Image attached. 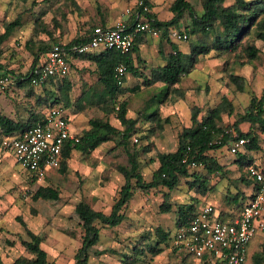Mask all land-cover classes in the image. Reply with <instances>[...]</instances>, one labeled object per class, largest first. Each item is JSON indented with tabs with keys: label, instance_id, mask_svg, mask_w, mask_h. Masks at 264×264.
<instances>
[{
	"label": "rangeland",
	"instance_id": "rangeland-1",
	"mask_svg": "<svg viewBox=\"0 0 264 264\" xmlns=\"http://www.w3.org/2000/svg\"><path fill=\"white\" fill-rule=\"evenodd\" d=\"M152 1L156 5L153 11L157 13V16L161 9L158 18L169 20L170 8L175 0H166L167 4L163 3L165 0ZM189 1L194 11L201 14L204 8L203 0ZM123 2L127 5L120 9ZM135 2L136 0H99L101 10H105L108 17L118 15L116 23L123 20L128 23L131 16L126 14V10L134 7ZM230 2L235 3L236 0H230ZM69 7V0L53 2L50 0H0V35L6 32L9 24L16 20L20 21L10 37L0 45V71L5 72L10 81L14 80L6 89H0V94H5L0 101V114L27 121L34 113L41 115L48 106V102L38 101L40 98L36 101L33 98L29 100L28 94L33 93L41 97L45 91L32 90L30 86L24 89L18 77L19 74H26L29 71L40 49L47 43L52 44L55 40L43 27L48 24L47 28L51 32L55 31L56 35L62 34V37L75 28L70 26L72 13ZM43 10L47 13L39 19ZM191 23L192 17L187 12L180 29L186 30L185 26ZM217 30L220 32L221 28L218 26ZM213 36L214 34L209 38L213 40ZM253 36V39L257 38L255 34ZM140 37L143 41L146 37L151 43L158 44V40L153 39L151 35ZM62 41L69 42L65 39ZM169 42L171 43L170 40ZM193 42L194 39L184 42L181 50H186ZM258 45L261 48L260 55L257 60L251 62H248L242 48L231 53L220 54L212 51L210 54L201 55L195 69L183 77V82L177 84L180 91L168 92L161 101L162 96L159 101L147 107L148 109L144 107L152 95L158 93L155 92L157 87L152 86L145 91L133 94L126 91L120 96V99H127L129 102V116L139 120L137 126L139 131L131 138V144L134 143L135 146L130 144V147L141 149L143 146L154 143V148L150 152L140 154L143 161L142 172L147 180H151L152 172L160 164L157 153L177 148L179 133L183 127L192 124L191 113L194 106H199L201 115H204L227 97L234 106V113L230 114L229 110L224 111L220 123L228 130L235 129L237 113L244 112L253 95H261L264 88V43L258 42ZM144 48H146L145 45L142 46L140 54L149 59L146 56L149 53ZM73 71L72 68L68 77ZM76 72L77 69L74 74L82 75V70ZM146 73L149 74L150 71H142V74ZM231 74L243 75L247 78L244 90H240L238 84L230 78ZM131 77L133 74L127 71L126 85L133 83ZM142 79H145L144 75ZM143 83L144 80L141 82L142 86ZM53 99L51 98L50 101ZM93 101L95 102L86 109L88 110L86 117H106L97 99ZM157 108L164 119V127L155 134L153 131L155 122L151 118H146V112L151 113ZM68 111L73 117L72 111L70 109ZM109 118L120 125L121 122L116 118L115 111L111 112ZM77 126L74 119L73 128ZM250 128L249 122L241 125L244 131ZM258 131L262 138L261 142H264V133L261 130ZM3 136L0 127V264H15L14 262L20 256H32L23 242V239L28 240L30 236L22 219L30 229L42 236L44 240L42 247L48 252L51 264L73 263L77 249L82 246L84 235L75 208L83 200L90 202L95 209L106 213L111 211L119 190L125 182L119 167L131 166L128 152L114 139L101 144L88 155H83L80 151L74 152L69 159L67 171L56 169L44 180H34L31 173L3 148ZM229 143L224 147L230 152ZM153 159L156 160L153 161ZM40 185L58 188L60 198L34 199L33 193ZM165 191H168L166 187H156L150 191L136 189L132 202L125 208L126 218L123 222L117 226L98 223L101 229V241L91 248L89 264H124L126 259L128 260L124 257L125 254L131 255V258L137 257V261L133 264H195L190 258L184 260L182 254L177 255L165 244H161L163 252L151 251L150 247L153 244L156 245L158 240V228L174 231L178 207L197 196L183 177L181 183L170 192L171 210L163 212ZM226 193V180L219 181L210 192L209 200L219 206L228 207ZM197 203L205 204L203 200ZM141 249L143 251L138 253L137 250Z\"/></svg>",
	"mask_w": 264,
	"mask_h": 264
},
{
	"label": "trees",
	"instance_id": "trees-1",
	"mask_svg": "<svg viewBox=\"0 0 264 264\" xmlns=\"http://www.w3.org/2000/svg\"><path fill=\"white\" fill-rule=\"evenodd\" d=\"M50 1L53 2L54 0ZM146 2L150 8L148 12H143L142 8H138L136 0V5L132 7L133 13L128 24L132 25L138 17H142L144 20L149 21L153 27L161 31L160 36L162 38L173 42L176 54H171L168 57V62L164 67L155 68L151 71L150 76H145L146 80L143 83L145 86H150L157 81H165L167 86L164 96L171 91L175 93L180 91L177 84L183 82V77L190 74L195 69L199 57L203 54L207 55L212 51H216L220 54L231 53L242 48L248 62L257 60L260 55L261 48L258 42L264 43V0H236L235 3H231L230 0H203L204 8L201 14L194 11V7L189 0H175L170 8L172 17L166 21L159 19L157 13L153 12L152 9L154 5L151 0H146ZM73 4H78V1L69 0L70 11H74L71 8ZM187 12L192 17V23L185 26V31L188 33L189 38L187 41H192V39H194V42L191 45L192 48L190 52L184 53L179 50V46L176 44L177 41L175 42V40L170 37V32L172 29H180ZM46 13L47 11L43 10L40 13L41 16L39 19H42ZM19 24L20 21L16 20L8 25L6 32L4 31V33L0 35V45L4 40L6 41L10 37L14 28ZM98 26L106 27L105 23L95 24L91 26L92 28L88 31L89 33L85 39H76L69 44H65L61 40V35H56L55 31L51 32L47 28L49 27L47 24L43 28H45V31H47L46 33L50 37L52 36L53 40L55 39L56 41L54 40L52 44H45L36 55L29 71L26 74H19L18 77L21 84L29 83L32 90L39 91L42 89L45 91L39 98L40 101L48 102V107L55 104H62L64 107H69L77 103V101L79 102L82 98V95L74 96V94H72L75 82L72 78L68 77L73 68L71 58H85L93 61L97 66V71L100 75L99 79L101 81V83L94 86V91L100 93L99 104H101L104 109L106 117H91L90 126L81 133H78L80 141L66 142L63 148V162L59 169L67 171L69 166L68 159L72 156L73 151H80L83 155H88L101 144L114 139L117 140L119 145H123L126 149L131 162V166L121 165L119 167V171L123 174L125 182L121 186L117 200L109 213L95 209L88 201L82 200L76 206L75 211L79 216L84 235L82 238V246L77 249L75 261L71 264H89L91 248L101 241V229L98 223H102L106 226H117L123 222L126 218L125 208L132 202L136 189L150 191L152 188L166 187L168 191L164 193V198L166 200L162 207L163 212L171 210L172 203L170 202V192L181 183L183 177L186 178L190 188L198 194L205 195L212 191L218 181L224 178L225 175V165L216 157L215 151L227 145L230 140L227 132L228 129L220 123L223 119L222 113L226 110H229L230 114L234 113V106L227 97H224L220 104L209 109L204 115H201L202 111L199 106H194L191 113L192 124L183 127L182 131L179 133L177 149L174 151H160L157 153V159L160 164L152 172L151 180H147L142 172L143 161L140 158V154L142 152H150L154 148V143L143 146L141 149L134 147V143L131 144L132 135L139 131L137 127L139 120L129 116L128 100L120 99V96L126 93V85L119 84L115 76L117 66L123 63L126 65L127 71H133L139 74V76L142 74L141 71L134 66L133 60L134 54H137L139 51L141 37L139 36L136 38L135 47L127 54H122L113 49H104L101 52L96 51L86 54H73L70 52L71 47L90 40L89 38L92 32ZM218 26L221 28L220 32L217 30ZM212 34H214L213 40L209 38ZM253 34L257 37L256 39L252 38ZM58 44H61L63 48L69 51L67 59L70 65V72L63 77H51L49 81L42 86L34 85L31 77L41 68L46 54L53 46ZM230 78L238 84L240 90H244L247 78L238 74H231ZM51 98L54 99L50 101ZM112 111L116 112V118L121 122L120 125L114 123L113 120L109 118ZM44 115L45 113L43 115L34 113L25 121L0 114L1 132L4 136L22 135L32 126L42 121ZM148 115L147 117L153 119L155 122L153 131L156 134L163 129L164 119L160 114L159 108ZM245 122L251 123V128L246 131L241 129L242 123ZM234 127L238 131L239 137H246L248 139V142L245 144L248 150L260 147L262 138L258 130L264 133V88L261 95H253L244 112L237 113V120L234 123ZM130 144L134 145V148H131ZM186 156H188L190 160L196 159L199 162H203L206 173L203 174L201 171H198L197 168H193L191 162L184 161ZM238 158L241 160V170L246 166L254 164V160L248 158L246 153L244 155L240 153ZM155 160L156 159H153V161ZM29 173H31L34 180H37L33 172L29 171ZM250 176L248 170L245 173L242 171L238 179H230V182L245 183ZM213 180H216V182L212 183ZM255 190L256 185L250 195L243 196V192L233 196L229 193L226 195L230 198L232 205L240 202L242 205L245 200L249 201L253 198ZM33 198H42L44 200L59 199V189L48 185H40L33 193ZM198 199V196L193 197L192 201L183 203L178 207L176 228L180 225L190 223L199 208L202 207L197 203L199 202ZM216 206L220 208L219 205ZM222 214H225L224 211H222ZM22 223L30 236V239H23V242L27 250L32 253V256H20L14 263L51 264L52 262L48 257V252L42 247L44 243L42 236L30 229L23 219ZM175 229L174 231H170L158 228V240L156 245L153 244L152 247H150L151 251L159 253L163 251L161 244H165L177 255L182 254L184 260L190 258L194 262V257L191 253L185 250L171 248ZM141 251H143V249L137 250L138 253ZM124 257L128 258L124 264H133L137 261V257L131 258V255L128 254H125ZM247 261L248 264H264V232L257 234L250 243Z\"/></svg>",
	"mask_w": 264,
	"mask_h": 264
},
{
	"label": "built area",
	"instance_id": "built-area-1",
	"mask_svg": "<svg viewBox=\"0 0 264 264\" xmlns=\"http://www.w3.org/2000/svg\"><path fill=\"white\" fill-rule=\"evenodd\" d=\"M138 8L149 11L146 0H137ZM132 8L126 10L131 16ZM139 16V14H138ZM161 31L153 27L142 17L132 24L123 21L110 27L98 26L90 40L70 48L73 54L92 53L98 50L113 49L122 54L130 53L141 35L160 37ZM170 37L175 41H187L188 33L182 29H172ZM69 51L61 44L53 46L46 54L38 69L31 77L36 86L46 84L51 77H63L70 72ZM126 65L116 68L115 76L119 84L126 85ZM1 83L9 84L8 76ZM72 123L62 104L50 106L42 121L32 126L22 135L4 136L3 148L9 151L23 167L33 172L38 180H44L49 169H57L63 162V148L67 141L78 142L80 136L75 133ZM229 150L237 153L248 142L239 137L235 129L227 130ZM184 161L191 162L193 168L203 167L204 163L188 156ZM256 182L252 199L235 216L222 215V211L213 203L199 208L190 223L175 229L172 248L185 250L194 257L195 264H248L247 253L255 236L264 232V169L253 164L247 168Z\"/></svg>",
	"mask_w": 264,
	"mask_h": 264
},
{
	"label": "crops",
	"instance_id": "crops-1",
	"mask_svg": "<svg viewBox=\"0 0 264 264\" xmlns=\"http://www.w3.org/2000/svg\"><path fill=\"white\" fill-rule=\"evenodd\" d=\"M77 1H78V4H73L71 7L72 10H74V11H70L72 13L71 14L72 22L70 23V26L75 27V28H73L68 34H65L63 37L61 34V40L65 39L66 41H69V42H64L65 44H69L70 42H72L76 39H78V40L85 39L87 34L89 33L88 31L92 28L91 26H93L95 24L105 23L106 27H110V26L115 25L118 15L116 14L112 17H108L106 12H104L105 10H101V5L99 3V0H77ZM152 3H153L154 8H155V6H156L155 3L153 1H152ZM163 3L167 4L168 2L165 0ZM125 5H127V3L123 2V4L120 6L121 7L120 9H123V7H125ZM99 7H100V10H99ZM154 8L152 10H154ZM160 11H161V9H159L158 16L160 15ZM171 17H172V14H171ZM182 30H184V29H182ZM152 38L158 40L157 45L154 43H151V41L145 37L144 41L140 40L139 51L137 54H134V56H133L134 66L137 69H139V71H141V73H142V71H145V72L150 71V73H151V71L155 68L164 67L168 62V57L171 54H176V51L174 49V45H173L172 41H171V43L170 42L168 43V39H164L161 36L158 38L157 37H152ZM164 40L166 42H163ZM184 42H186V41H177L176 42V44L178 46L180 45L179 50H181V46ZM143 45L146 46V48H144V49L147 53H149V55H146L149 59H147L145 56L143 57L140 54V50H141ZM189 48H191V46H189L186 50L184 49L181 51L184 53H187L190 50ZM101 51L102 50H98V52H101ZM92 53H94V52H92ZM151 53L153 55H151ZM71 60H72L71 63L73 64V70L74 71L70 77L75 82V86L73 87L74 90H72V94H74V96L82 95V98L79 102L77 101V103H75L69 107H65V108H66L67 115L69 116L71 123H72L71 128L75 133L78 134L90 126V118L86 117V114L88 113V110H86V109L88 106L90 107V104L92 102L93 103L95 102V101H93V99H97V102L99 103V99H100L99 94L100 93L94 91V86L101 83V81L99 79L100 75H99V72L97 71V66L93 61H90L89 59H85V58H83V59L82 58H71ZM76 69H77V72L82 70V72H81L82 75L80 74V76H78V75L74 74ZM90 70H92V71L90 72ZM128 72L133 74V77H131V79H133V83L125 86L126 91L128 93L133 94V93L145 91L147 88L152 87V86L157 87L156 91L155 90L154 91L158 92V93L152 95V97L147 101L144 109L149 107L150 105H152L153 102L159 101L161 96L162 97H161L160 101L164 98V93H165L166 86H167V83L165 81H157L154 84L146 87L144 85L142 86V84H141V82L143 80L144 81L146 80V79H142V78H143V75L144 76H150V73L149 74H147V73L141 74L139 76V74H136L133 71L128 70ZM4 73L5 72L0 71V79H1V77L8 76V75H5ZM80 77L82 80L80 79ZM13 82H14V80L10 81L9 84H5V83L3 84V83H1V80H0V89H2V90L4 88L6 89ZM27 86H30V88H31V85L29 83L22 84L23 88L24 87L27 88ZM149 93H151V92H149ZM4 95L5 94H0V101L2 98L5 97ZM28 96H30L29 100H32V98H33L34 101H36L40 97V95H35L33 93L28 94ZM38 101H40V99ZM48 109H49V107L46 106V108L43 110V112L41 114L43 115L44 113H46L48 111ZM69 109L72 111V116L74 117V119L76 120V123L78 125L77 128H75V129L73 128V120L74 119H73V117H71L70 112L68 111ZM146 110H144V111H146ZM149 113L146 112V118H148L147 116H149L148 115ZM172 151H174V150H172ZM74 152H78V151L75 150V151H73V153ZM240 153L243 155L246 153L248 158H250L251 160H254V164L262 166L264 168V142H261L260 147L257 149L248 150V148L244 146L237 153H231V152L227 151V149L225 147H221L215 151L216 157L219 159V161L223 165H225V167H224V170H225L224 178H222L219 181L226 180V192L231 194L232 196L235 194H238V193H242V192L244 194L243 196L250 195V193L253 191V189H255V185H256L255 180L251 176L246 180L245 183H241V182L231 183L230 182V179H238L241 175V172L243 171V173H245L247 171V168L249 167V166H246L243 170H241V168H242L240 165L241 160H239L240 158H238ZM243 161L245 162L244 159H243ZM57 169H59V168H57ZM197 169H200L203 174L206 173V169L204 166L199 167ZM54 170H56V169L55 168L49 169L47 176L53 174L52 172ZM215 182H216V180L212 181V183H215ZM210 192H208L205 195L200 194L201 195L200 197H199V194L197 192L195 194H197L199 201L203 200V203L205 202V204L213 203V204L217 205L214 202H210V200H209ZM226 198L228 200V207L227 206L222 207V205H220L221 210L224 211V213H225L222 215H229V216L230 215H233V216L237 215L241 211V209L244 208L245 204L248 202V200H245V202L242 201L244 203L242 205H241V202L232 205L230 198H228L227 195H226ZM205 204L201 203L200 206H205ZM161 252H163V251H161Z\"/></svg>",
	"mask_w": 264,
	"mask_h": 264
}]
</instances>
